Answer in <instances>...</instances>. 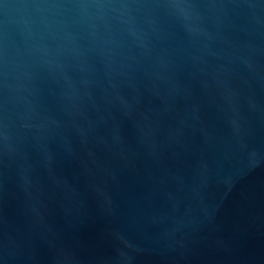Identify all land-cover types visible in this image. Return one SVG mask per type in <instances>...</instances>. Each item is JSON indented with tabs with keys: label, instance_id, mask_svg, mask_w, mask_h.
<instances>
[{
	"label": "water",
	"instance_id": "95a60500",
	"mask_svg": "<svg viewBox=\"0 0 264 264\" xmlns=\"http://www.w3.org/2000/svg\"><path fill=\"white\" fill-rule=\"evenodd\" d=\"M0 264H264V0H0Z\"/></svg>",
	"mask_w": 264,
	"mask_h": 264
}]
</instances>
